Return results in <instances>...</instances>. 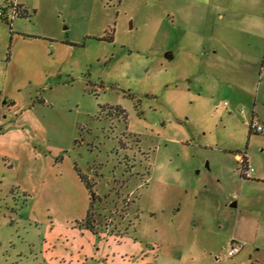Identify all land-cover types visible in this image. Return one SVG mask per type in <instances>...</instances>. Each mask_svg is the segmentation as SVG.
<instances>
[{"label":"rangeland","instance_id":"obj_1","mask_svg":"<svg viewBox=\"0 0 264 264\" xmlns=\"http://www.w3.org/2000/svg\"><path fill=\"white\" fill-rule=\"evenodd\" d=\"M230 9L0 0V264H264V92Z\"/></svg>","mask_w":264,"mask_h":264},{"label":"crops","instance_id":"obj_2","mask_svg":"<svg viewBox=\"0 0 264 264\" xmlns=\"http://www.w3.org/2000/svg\"><path fill=\"white\" fill-rule=\"evenodd\" d=\"M216 2L217 3L219 2V5H222V6H226V5L231 6L230 10H232V5H236L237 3L239 5H244V6H248L249 8H251L248 17L244 19L243 21H241L244 26L241 27V29H239L238 33L236 34V36H238L241 39L244 37L250 38V41L248 40L247 44L240 45L239 47V46H236L237 44H235V42H233V38H236V36H232L230 38H227V37L221 38V40L224 41L223 48L226 45L227 47H230L231 50L232 49L235 50L237 54L239 53L242 54L241 56H239V61L241 62L240 69L248 70V72L249 73L251 72L250 74H253V77H254L256 76V72H257L256 69L260 68L261 71H259V73H261L260 74L261 78H260L259 83L261 84L260 88L263 87V92H264V0H216ZM221 16L222 18L225 17L224 14H221ZM248 23L252 26L253 30L255 29L254 31H251L252 34H249L246 30L248 29ZM249 54H254V57H252V60L248 58ZM226 64L230 68L236 67V65H234L231 59L229 58L226 61ZM263 97H264V94H263ZM1 128L2 127L0 126V129ZM238 157L240 158V155H238ZM246 157H247V160L249 161V158L247 155Z\"/></svg>","mask_w":264,"mask_h":264},{"label":"built area","instance_id":"obj_3","mask_svg":"<svg viewBox=\"0 0 264 264\" xmlns=\"http://www.w3.org/2000/svg\"><path fill=\"white\" fill-rule=\"evenodd\" d=\"M12 9H13V14H18L22 11L19 4H13ZM2 15H3V12L0 10V16H2ZM251 129H252V131H255L257 133H261L264 131V125L262 123H259L258 121L253 120L251 122ZM241 160L243 161V168H244L243 172H244V174L247 177H251L252 175H254L255 168L253 167V165H251L249 163L246 155H243L241 157ZM244 246H245V244L243 241L233 239L231 241L229 248H228V256L233 257L236 254L240 253V251L244 248Z\"/></svg>","mask_w":264,"mask_h":264},{"label":"trees","instance_id":"obj_4","mask_svg":"<svg viewBox=\"0 0 264 264\" xmlns=\"http://www.w3.org/2000/svg\"><path fill=\"white\" fill-rule=\"evenodd\" d=\"M242 168H243V161H242ZM244 170V168H243ZM79 178L80 180L87 186V188H91L92 186V182H90L87 177L84 176V174H82L80 171L78 172ZM243 176L247 177L244 172H243ZM93 207V203H91L90 207L87 210V214H86V218L84 219V221H82V223L90 230H92L95 233H98V230L96 229V221L97 218L95 217V213L92 209Z\"/></svg>","mask_w":264,"mask_h":264},{"label":"water","instance_id":"obj_5","mask_svg":"<svg viewBox=\"0 0 264 264\" xmlns=\"http://www.w3.org/2000/svg\"><path fill=\"white\" fill-rule=\"evenodd\" d=\"M167 56L169 57V56H171V55L167 54ZM236 205H237L236 202H234V203L231 204V206H233V207H236Z\"/></svg>","mask_w":264,"mask_h":264}]
</instances>
